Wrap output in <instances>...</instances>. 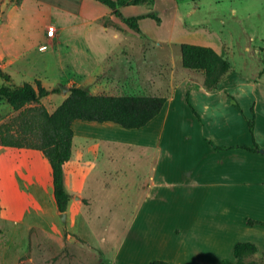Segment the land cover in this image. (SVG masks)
<instances>
[{"label": "rangeland", "instance_id": "1", "mask_svg": "<svg viewBox=\"0 0 264 264\" xmlns=\"http://www.w3.org/2000/svg\"><path fill=\"white\" fill-rule=\"evenodd\" d=\"M11 5L9 0H0V47L7 48L14 39L23 42V57L5 69L14 74L17 85L35 84L38 79L53 89L67 85L70 78L79 77L86 82L83 86L96 94L170 96L182 80L198 81L204 76L201 71L183 66L180 46L185 42L213 46L231 64L227 75L261 82L259 86L264 84V0H149L131 6L124 11L126 16L152 13L161 21L145 18L140 22L139 32L128 25L127 29L120 27V38L113 40L111 54L87 51L84 44L88 38L96 40L98 32L91 31V37L86 31L79 35L82 31L71 27L65 14L54 13L51 23L46 21L40 27L42 20L51 17L48 13L38 10L30 14L15 10ZM120 20L123 22L122 17ZM50 24L61 29L57 38L60 42L41 41L34 45L41 34L46 38V26ZM126 44L135 49L125 51L128 56L123 53ZM4 63L0 60V69ZM5 84L10 83L0 75V86ZM177 91L178 102L182 105L183 93L178 88ZM68 95L69 92L63 91L54 93L43 103L53 112ZM258 96L259 93L252 91L241 93L240 107L247 117V133L253 139L248 120L254 119L255 138L256 134L260 135L264 142V102L261 99L256 102ZM222 107L227 112L226 107ZM252 107L255 112H251ZM18 114L19 111L0 98V126ZM20 150V155L13 154L9 158L21 159L23 163L17 184L13 186L11 179L0 173V264H146L148 258L157 256L155 252L161 245L156 244L148 227L163 224L162 221L139 219L133 222L129 219V212L137 207L139 192L136 188L126 190V186L119 184L112 188L115 195L112 199L107 197V202L101 200L89 209L84 207L85 213L77 218L65 219L49 191L44 168L40 173L39 190L29 183L30 176L24 165L28 168L30 161L41 164L43 155L28 154L31 152L28 148ZM260 151H264V147ZM5 152L0 150V155ZM2 158L0 164H3ZM126 162V165L131 164L130 159ZM139 163L135 161L136 174ZM31 190L38 196L33 192L32 195ZM112 207H117L118 212L106 209ZM156 207L166 211L165 216L170 215L173 207L177 208L168 204ZM17 214H22L21 219L15 218ZM168 224L174 226L176 220L170 219ZM170 226L167 230L170 234L164 236L169 242L165 250L178 242ZM222 229L230 236L224 234L223 245L217 246L220 255L226 258L230 255V260H234L228 247L230 250L233 243L251 241L258 246L255 257L264 258V225H248L244 229L232 227L231 231L226 226L219 228ZM189 241L184 243L190 245Z\"/></svg>", "mask_w": 264, "mask_h": 264}, {"label": "crops", "instance_id": "2", "mask_svg": "<svg viewBox=\"0 0 264 264\" xmlns=\"http://www.w3.org/2000/svg\"><path fill=\"white\" fill-rule=\"evenodd\" d=\"M9 1L15 10H25L30 14L38 10L48 13L51 17L42 20L40 27L46 21L51 23L53 14L59 13L69 18L71 27L82 31L79 35L86 31L88 37H91V31L95 30L99 34L96 40L88 38L86 44L81 42L89 52L113 53V40L120 38V27L126 28L127 25L112 9L98 0ZM131 6L137 5H120L117 10L124 17H129L124 11ZM59 30L54 38H49L45 30L46 38L41 34L33 44L41 41L59 43ZM128 50L135 51L131 45L126 44L123 53L126 54ZM24 52L20 39H14L7 48L0 47V60L5 61L1 70L10 76V84L17 85L14 83V74L5 69L19 62ZM204 81L202 75L198 81L188 79L178 83L173 93L166 96L167 102L161 113L142 128L126 129L113 122L74 121L73 155L64 166L65 188L70 202L66 212L58 210L62 216L65 219L77 218L82 212L85 213L84 207L89 209L93 203L98 205L101 200L107 202V197L112 199L115 196L112 188L119 187V184L126 186V190L136 188L139 192L135 203L137 207L129 212V219L133 222L153 219L163 223L148 227L156 239L155 243L161 246L155 252L157 256L148 258L146 264L156 259L171 264H224L225 260H230V255L226 258L216 249L223 245L224 234L230 236L225 229L219 228L226 226L228 231L232 227L244 229L248 227V218L264 219V151L255 152L239 147L253 146V139L247 133L245 110L237 107L233 98L241 105V93L252 91L260 94L255 97L256 102L260 99L264 102V84L259 86L261 82L233 74L226 75L214 89H208ZM74 84L85 86L86 82L79 77L70 78L67 85ZM177 88L183 93L182 105L177 99ZM222 106L226 107L227 112ZM256 111L259 119L258 108ZM256 139L264 147L260 135L256 134ZM2 147L6 146L0 145V150L6 152L0 155L4 157L0 173L10 178L15 186L23 171V163L21 159L9 158L13 154L20 155L21 150L17 147ZM28 150H31L28 154L38 156L41 153L44 157L41 164L30 161L29 169L24 165L30 176L29 183L38 191L41 169L44 168L49 191L54 196L53 172L49 160L41 151ZM129 159L131 164L126 165ZM136 160L140 162L137 174ZM36 191L31 190V194ZM163 204L177 208L173 207L170 215L165 216L166 211L156 207ZM106 209L118 212L117 207ZM21 215L17 214L15 218L19 220ZM170 219L176 220L174 226L168 224ZM169 226L170 232L178 236V242L175 247L165 250L169 242L164 236L170 234L167 231ZM188 239L190 245L184 243ZM235 244H232L230 250L228 247V253L231 251L233 254Z\"/></svg>", "mask_w": 264, "mask_h": 264}, {"label": "trees", "instance_id": "3", "mask_svg": "<svg viewBox=\"0 0 264 264\" xmlns=\"http://www.w3.org/2000/svg\"><path fill=\"white\" fill-rule=\"evenodd\" d=\"M114 11L117 16L132 29L141 30L140 21L151 18L160 22V17L148 13L124 17L117 10L120 5H140L149 0H98ZM182 64L185 68L201 71L204 84L214 89L231 71L230 62L214 47L195 43H181ZM0 75L7 81L10 76L0 69ZM62 92L60 86L47 88L41 80L35 84H5L0 86V98L5 99L14 110L19 111L10 122L0 126V143L6 147L28 148L41 151L49 160L53 172L54 198L61 213L67 211L70 196L66 191L64 166L71 160L74 146L73 123L76 120L113 122L126 129H138L146 126L158 116L164 108L167 97L161 95H110L95 94L76 84L69 87L67 98L53 111L42 102L51 94ZM234 104L240 107L234 98ZM189 104L193 107L188 99ZM241 108V107H240ZM194 109V108H193ZM196 115L199 116L194 109ZM252 112L255 108L252 107ZM253 146L241 148L259 152L262 146L255 138V120H248ZM221 148V147H216ZM248 225L261 224L264 220L248 218ZM258 246L254 242H237L233 249L234 260H225L224 264H264V258H256ZM149 264H171L169 261L156 259Z\"/></svg>", "mask_w": 264, "mask_h": 264}, {"label": "built area", "instance_id": "4", "mask_svg": "<svg viewBox=\"0 0 264 264\" xmlns=\"http://www.w3.org/2000/svg\"><path fill=\"white\" fill-rule=\"evenodd\" d=\"M46 32H47V36L49 38H54L57 36V32H58V29L57 27L55 26V24H50L47 28H46Z\"/></svg>", "mask_w": 264, "mask_h": 264}, {"label": "water", "instance_id": "5", "mask_svg": "<svg viewBox=\"0 0 264 264\" xmlns=\"http://www.w3.org/2000/svg\"><path fill=\"white\" fill-rule=\"evenodd\" d=\"M60 88L63 92H69V87L66 85H61Z\"/></svg>", "mask_w": 264, "mask_h": 264}, {"label": "bare ground", "instance_id": "6", "mask_svg": "<svg viewBox=\"0 0 264 264\" xmlns=\"http://www.w3.org/2000/svg\"><path fill=\"white\" fill-rule=\"evenodd\" d=\"M178 39V38H177ZM120 131V130H119Z\"/></svg>", "mask_w": 264, "mask_h": 264}]
</instances>
